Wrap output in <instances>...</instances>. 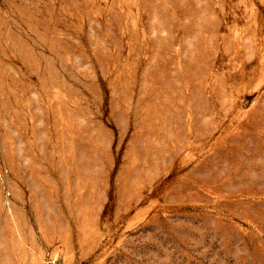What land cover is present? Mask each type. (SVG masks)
<instances>
[{
	"label": "rangeland",
	"instance_id": "374dc122",
	"mask_svg": "<svg viewBox=\"0 0 264 264\" xmlns=\"http://www.w3.org/2000/svg\"><path fill=\"white\" fill-rule=\"evenodd\" d=\"M0 264H264V0H0Z\"/></svg>",
	"mask_w": 264,
	"mask_h": 264
}]
</instances>
